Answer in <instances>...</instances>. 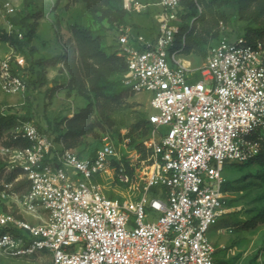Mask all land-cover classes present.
<instances>
[{
	"label": "built area",
	"instance_id": "obj_1",
	"mask_svg": "<svg viewBox=\"0 0 264 264\" xmlns=\"http://www.w3.org/2000/svg\"><path fill=\"white\" fill-rule=\"evenodd\" d=\"M5 7L15 14L14 4ZM150 7H159L154 34L123 22L115 35L126 85L150 92L155 109L148 115L154 162L142 193H109L131 176L108 138L83 156L59 132L22 119L0 146L8 175L0 182V253L47 251L53 264H215L218 247L207 233L228 212L225 165L264 148V39L222 36L194 67L184 54L187 32L178 33L182 0H124L128 12ZM11 23L7 31L23 37ZM0 86L27 90L11 54L0 58ZM163 125L169 129L159 135ZM147 209L159 216L149 219Z\"/></svg>",
	"mask_w": 264,
	"mask_h": 264
},
{
	"label": "rangeland",
	"instance_id": "obj_2",
	"mask_svg": "<svg viewBox=\"0 0 264 264\" xmlns=\"http://www.w3.org/2000/svg\"><path fill=\"white\" fill-rule=\"evenodd\" d=\"M6 3L16 6L15 14L5 13ZM182 5L187 12L180 16L178 33L187 32L184 54L194 67L206 62L210 46L222 36L258 35L256 30L264 25V0H182ZM158 8L128 12L124 0H0V38L10 22L23 32V37L11 33L8 41H0V58L11 54L14 71L27 81V90L20 94L0 86V115H15V124L32 118L67 132L65 144L83 156L92 155L105 138L111 140L131 176L128 186L110 184L112 195L139 196L154 162L153 126L146 120L155 109L150 92H135L125 83L117 24L154 34ZM15 124L0 122V146L2 134ZM168 129L161 126L159 135ZM260 154L249 162L225 165L228 182L223 190L229 211L219 219L221 231H214L215 224L207 233L218 247L215 264H264V149ZM4 163L0 153V182L8 177ZM147 210L149 219L159 216ZM0 264L53 262L44 251L24 257L0 253Z\"/></svg>",
	"mask_w": 264,
	"mask_h": 264
},
{
	"label": "trees",
	"instance_id": "obj_3",
	"mask_svg": "<svg viewBox=\"0 0 264 264\" xmlns=\"http://www.w3.org/2000/svg\"><path fill=\"white\" fill-rule=\"evenodd\" d=\"M256 31L259 32L258 35H250L249 32H247V33H245V34H243V35H245V37H247V38L250 39V40H255V39H258V38L264 39V25L262 26V28L257 29ZM188 34H189V33H188ZM11 35H13V34H11ZM13 36H14V35H13ZM8 38H10V33H9L7 30H6L5 32L3 31L2 38H0V41H8V40H9ZM123 64H124L125 69H126L127 66H126V63H125L124 60H123ZM15 118H16L15 115H12V116H7V115L2 116V115H0V122H3V123H4V122H8L9 125H11L12 123L15 124V123L17 122V120H16V122L14 121ZM146 121L148 122L149 125H151L150 122H149V119H148V118H147ZM38 124L41 125L39 122H38ZM60 134H62V135H66L67 132H61ZM263 149H264V148H263ZM263 149H262V150H263ZM262 150H261V151H262ZM260 153H261V152H260ZM260 153H259V155H261ZM259 155L256 156L255 158H258ZM248 162H249V161H248ZM227 182H228V181H226V183H227ZM256 217H259V216H256ZM262 217H264V216H262Z\"/></svg>",
	"mask_w": 264,
	"mask_h": 264
},
{
	"label": "crops",
	"instance_id": "obj_4",
	"mask_svg": "<svg viewBox=\"0 0 264 264\" xmlns=\"http://www.w3.org/2000/svg\"><path fill=\"white\" fill-rule=\"evenodd\" d=\"M228 211H229V208H228ZM225 214H227V213H225ZM220 222H221V220H219V222L217 223V225L214 227V231L218 234V232L219 231H221V227H219L220 226Z\"/></svg>",
	"mask_w": 264,
	"mask_h": 264
}]
</instances>
